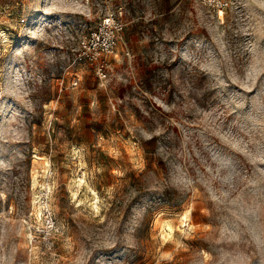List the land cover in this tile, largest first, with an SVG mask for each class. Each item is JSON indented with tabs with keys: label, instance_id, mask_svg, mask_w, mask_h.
Instances as JSON below:
<instances>
[{
	"label": "rangeland",
	"instance_id": "374dc122",
	"mask_svg": "<svg viewBox=\"0 0 264 264\" xmlns=\"http://www.w3.org/2000/svg\"><path fill=\"white\" fill-rule=\"evenodd\" d=\"M225 1L0 0V264H264V0Z\"/></svg>",
	"mask_w": 264,
	"mask_h": 264
},
{
	"label": "built area",
	"instance_id": "2783aa9c",
	"mask_svg": "<svg viewBox=\"0 0 264 264\" xmlns=\"http://www.w3.org/2000/svg\"><path fill=\"white\" fill-rule=\"evenodd\" d=\"M211 9L222 12L225 9V0H202ZM123 29L121 20L112 14H106L100 18L97 25L81 41L77 59L94 65L100 78L106 76L108 58L115 54L120 33ZM77 84L76 81L72 85Z\"/></svg>",
	"mask_w": 264,
	"mask_h": 264
},
{
	"label": "bare ground",
	"instance_id": "6f19581e",
	"mask_svg": "<svg viewBox=\"0 0 264 264\" xmlns=\"http://www.w3.org/2000/svg\"><path fill=\"white\" fill-rule=\"evenodd\" d=\"M0 33L4 34L3 32H0ZM3 36L5 37V35H3ZM35 156H36V155H35ZM37 158H40V157L37 156ZM166 225L168 226L169 224H166ZM168 227L171 229V226H170V225H169ZM169 228H168V229H169ZM166 231H167V230H166Z\"/></svg>",
	"mask_w": 264,
	"mask_h": 264
}]
</instances>
